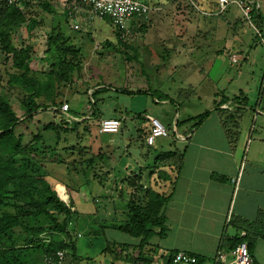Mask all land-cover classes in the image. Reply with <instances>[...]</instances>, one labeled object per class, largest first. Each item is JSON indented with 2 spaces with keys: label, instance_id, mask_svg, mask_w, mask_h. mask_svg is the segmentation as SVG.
<instances>
[{
  "label": "rangeland",
  "instance_id": "rangeland-1",
  "mask_svg": "<svg viewBox=\"0 0 264 264\" xmlns=\"http://www.w3.org/2000/svg\"><path fill=\"white\" fill-rule=\"evenodd\" d=\"M256 1L264 20V0ZM40 2H47L54 12L45 11ZM142 2L155 10L148 23L136 20L127 23L131 30L123 45L119 44L118 31L108 18L87 22L81 12L85 5L76 0H22L19 4L26 18L36 22L35 31L28 36L25 30H19L13 42L17 45L24 40L30 45V68L34 72L47 69L43 57L48 36H59V46H71L81 54V71L70 84L57 91V103H67L75 114L85 118L91 115L95 102L100 116L83 121L74 131H41L43 140L38 147L50 148L52 163L46 169L51 186L54 187V180H59L69 194L84 188L100 201L97 204L89 198L96 208L105 204V191L109 188L116 196L123 193V198L129 199L127 177L119 176L130 163L145 168L147 162L152 165L154 175L164 166L157 165L152 154L149 160L131 156L132 151L125 154V143L131 145L130 150L142 153L141 134L150 130L146 118H155L172 129L169 138L158 139L157 143L163 147L153 150L160 153L168 149L175 151L176 122L178 133L183 134V128H191L199 117L214 108L216 99L242 96L252 109L251 114L257 108L264 110V35L256 34L235 4L217 15L216 0ZM73 8L79 11L69 17L68 12ZM253 25L261 31L254 22ZM232 57L237 58L236 63L231 61ZM10 72L0 52V97L21 116V101L26 94L7 85ZM98 85L101 86L92 90ZM95 90L99 92L93 99L91 94ZM163 92L169 95L168 101L162 100ZM108 117H120L122 133L98 132L101 119ZM37 118L44 124L58 122L50 110ZM251 123V127H257L254 118ZM139 176L143 187L148 188V173ZM60 189L56 190L60 192ZM28 223L33 227L49 226L44 217ZM96 223V219H89L81 212L75 215L76 226L72 230L80 236L72 238L76 251L75 254L67 252L64 264H99V252L106 245L99 237ZM118 234L114 233L116 237H113V232L106 233V238L112 242H129L128 235L120 234L117 238ZM17 237L24 240L20 246L26 245L29 237L33 242L45 244L60 239L67 241L61 235L31 236L22 230ZM33 255L37 264H43L44 256L39 250Z\"/></svg>",
  "mask_w": 264,
  "mask_h": 264
},
{
  "label": "crops",
  "instance_id": "crops-1",
  "mask_svg": "<svg viewBox=\"0 0 264 264\" xmlns=\"http://www.w3.org/2000/svg\"><path fill=\"white\" fill-rule=\"evenodd\" d=\"M162 95L167 98L163 101H168L169 95L164 92ZM214 103V108L198 127H194L195 124L189 129L185 127L183 134H179L176 128L177 137L173 134L177 138L173 139L176 142L174 150L181 154V159L177 169L169 164L159 168L170 178L158 184L159 192L168 198L162 209L165 220L161 233L152 237L144 248L140 246V239L130 236V240L125 239L128 243L112 242L106 238V233L113 232V237H116L114 233H119L117 238L124 234L118 229L128 223V198H123V193L116 196V192L109 188L105 191V204L96 208L89 198L97 204L100 201L90 196L86 189L79 188L69 194L59 180H54L52 187L58 198L73 213L66 222L72 238L80 236L72 230L76 226L75 215L81 212L89 219H96L99 237L106 245L99 252V264H135L140 261L168 264L177 252L194 256L202 264H213L220 247L230 262L231 251L238 246L242 233L246 236L242 240L251 244L252 264H264V110L257 108V112L251 114L252 109L242 96L232 100L216 99ZM253 118L257 127L250 125ZM107 119L120 120V117ZM146 119L145 122L148 121ZM119 132L122 133L121 127ZM148 134L149 131L140 137V149H146L147 153L143 150L142 153L134 152L130 150L131 145L125 143V154L132 151L131 156L135 154L145 160H149L151 154L153 159L157 158L159 153L153 149L163 146L156 140L152 147H146L144 139ZM168 152L173 150L160 153ZM116 164L120 165L121 161ZM134 164L130 163L119 177L123 174L130 176L138 170L139 174L148 173L149 186L157 180V175L151 171L152 165L146 162L142 171L143 168ZM235 178L239 179L237 185L232 183ZM56 186L61 188V192L56 190ZM20 231H15L13 239L5 240V245L11 247L14 243L15 248L23 247L20 244L24 240L17 237ZM59 241L64 240L55 242ZM108 246H111L108 252L112 251V254L105 252Z\"/></svg>",
  "mask_w": 264,
  "mask_h": 264
},
{
  "label": "trees",
  "instance_id": "trees-1",
  "mask_svg": "<svg viewBox=\"0 0 264 264\" xmlns=\"http://www.w3.org/2000/svg\"><path fill=\"white\" fill-rule=\"evenodd\" d=\"M21 2L22 0H0V52L4 56V63L11 69L7 85L26 94L21 101L23 112L21 116L14 112L6 99L0 97V264H37L33 254L38 250L44 259L53 257L59 251H64L65 254L67 252L75 254L76 251L66 224L73 213L70 207L58 198L47 181L46 165L52 163L49 156L50 148L38 146L43 140L41 131L70 132L76 130L83 122L73 127L60 121L44 124L37 116L46 114V111L53 108L56 109L55 114L58 113L63 103H57L59 96L57 91L70 84L74 75L81 71V54L71 46L64 44L59 46V36L56 38L48 36L43 57L47 62V69L40 73L34 72L30 68L32 54L30 45L24 40L17 45L13 42L17 31L23 29L28 36L35 31L36 22L26 18L19 6ZM39 6L50 13L54 12L47 2H40ZM253 22L261 30L264 29L261 14L255 17ZM117 38L119 44L123 45L124 41L119 38V34ZM99 86L101 85L95 86L92 90ZM98 92L95 90L92 93L93 99ZM162 97V100H167L165 96ZM93 104L92 118H98L100 114L95 110L96 103ZM70 108L74 113L73 108L71 106ZM40 110L42 112L38 113ZM207 117L208 113L199 117L194 127H198ZM175 127L178 128V122ZM180 159L181 154L173 151L159 153L155 161L157 165L169 164L177 169ZM156 171L157 180H154L153 184L150 183L146 189L141 184L139 173L134 172L127 176L130 189L127 200L128 223L118 228L122 233L140 239V246L143 248L152 237L161 233L165 220L162 209L168 198L159 192L158 184L161 180L168 181L170 178L163 170ZM41 217L49 221V226L29 225L30 220ZM18 229L31 236L45 233L61 234L67 237V241H50L45 244L41 241L33 242L29 237L26 238L27 243L23 247L15 248L14 243L11 247L6 246L5 240L13 239ZM242 239L239 243L244 241ZM247 246L250 251L251 244L247 243ZM109 247L111 246H108L105 252L112 254V251L108 252ZM168 264H171L170 260ZM197 264L202 263L198 261Z\"/></svg>",
  "mask_w": 264,
  "mask_h": 264
},
{
  "label": "built area",
  "instance_id": "built-area-1",
  "mask_svg": "<svg viewBox=\"0 0 264 264\" xmlns=\"http://www.w3.org/2000/svg\"><path fill=\"white\" fill-rule=\"evenodd\" d=\"M77 2L85 5V9H81L86 17L87 22L103 20L108 18L113 27L118 31L119 38L123 41L125 40L131 28L127 25L128 22L132 20L141 21L143 23H148L150 21L151 13L153 8H151L142 0H76ZM235 4L241 11L243 18L249 23L256 34L261 37L264 35V29L259 31L253 25V19L260 14V4L256 0H216L217 15L223 13L229 5ZM79 9L73 8V11L68 12L69 17H73L77 14ZM231 61L233 63L237 62V58L232 57ZM92 95V94H91ZM51 113L54 114L57 121L64 122L69 127H73L78 123L89 120L92 118V112L90 116L85 118L71 111L70 106L66 103L63 104L58 113L55 114L56 109H50ZM150 130L149 134L145 138V145L147 147H152L156 140L160 138L170 137V131L163 126L157 119L149 117L148 118ZM121 127L120 120L117 119H103L100 122L99 133L100 134H116L119 132ZM174 139L177 140V138ZM239 182L238 178L232 180V183L237 185ZM245 234H241V238H244ZM66 254L64 251L57 252L53 257H47L45 259V264H64ZM231 261L228 262L225 254L223 253L221 247L214 257L213 264H252V259L248 250L247 243L245 241L238 244L231 251ZM171 264H197L198 260L196 257L191 256L184 252H177L170 258ZM135 264H159L156 261L152 262H137Z\"/></svg>",
  "mask_w": 264,
  "mask_h": 264
},
{
  "label": "bare ground",
  "instance_id": "bare-ground-1",
  "mask_svg": "<svg viewBox=\"0 0 264 264\" xmlns=\"http://www.w3.org/2000/svg\"><path fill=\"white\" fill-rule=\"evenodd\" d=\"M60 192H61V189H60Z\"/></svg>",
  "mask_w": 264,
  "mask_h": 264
}]
</instances>
